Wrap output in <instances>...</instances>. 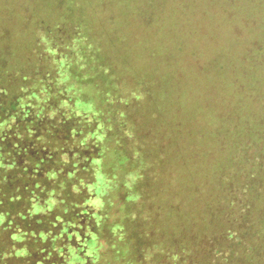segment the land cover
<instances>
[{
    "label": "trees",
    "instance_id": "1",
    "mask_svg": "<svg viewBox=\"0 0 264 264\" xmlns=\"http://www.w3.org/2000/svg\"><path fill=\"white\" fill-rule=\"evenodd\" d=\"M72 20L62 18L54 36L43 30L47 39L35 45L42 40L47 52L25 55L16 73L0 69V264H264V152L252 158L242 144L232 159L246 174L241 191L227 189L218 206L216 190L209 199L203 186L194 193L207 205L190 215L194 194L186 203L178 178L162 170L176 162L169 145L184 131L165 126L157 107L138 118L132 106L142 95L129 91L122 102L107 91L105 71L93 67L109 60L87 40L90 29L78 27L83 20L69 27ZM70 54L76 68L66 62L61 71ZM166 76H153V85L165 87ZM244 81H229L230 89ZM192 110L200 120L206 112ZM116 201L121 214L109 240L103 234ZM204 213L210 219L198 233Z\"/></svg>",
    "mask_w": 264,
    "mask_h": 264
},
{
    "label": "rangeland",
    "instance_id": "2",
    "mask_svg": "<svg viewBox=\"0 0 264 264\" xmlns=\"http://www.w3.org/2000/svg\"><path fill=\"white\" fill-rule=\"evenodd\" d=\"M231 1L0 0V69L16 73L15 67L25 55L43 47L48 51L42 40V48L35 45L38 38L47 39L43 31L46 27L52 28L48 34L54 36L62 18L72 17L69 27L81 18L78 27L90 29L87 40L99 43L104 60L106 56L109 60L105 61L109 64L93 67L98 74L105 71L104 77L109 79L105 89H113L122 102L129 91L142 95L132 106L139 111L138 118L143 119L151 106L154 110L157 107L168 122L165 126L184 131L172 139L176 146L169 145L171 155L176 152L171 159L179 166L173 169L176 162H171L162 170L166 175L172 173L168 179L178 178L177 189L186 203L190 193L194 194L195 202L190 201L187 212L198 215L208 198L194 192L203 186L209 199L210 191L216 190L218 206H223L220 203L227 189L241 191L246 174L232 159H240L242 144L247 145L252 158L264 152V0ZM66 62L76 68L75 54L60 60L61 71ZM244 62L246 71L241 72ZM156 74L167 75L165 87L153 85ZM237 78L245 80L243 86L231 90L229 85ZM162 94L165 100L161 101ZM198 106L206 111L201 120L192 115V109ZM164 111L170 115H164ZM199 135L202 139L193 141ZM227 178L232 179L230 188L221 184ZM117 201L109 211L105 239L114 236L112 226L121 214ZM209 219L204 213L196 221L198 233Z\"/></svg>",
    "mask_w": 264,
    "mask_h": 264
}]
</instances>
